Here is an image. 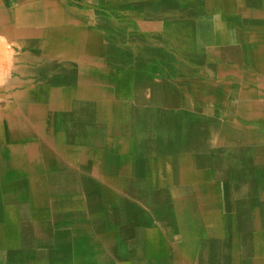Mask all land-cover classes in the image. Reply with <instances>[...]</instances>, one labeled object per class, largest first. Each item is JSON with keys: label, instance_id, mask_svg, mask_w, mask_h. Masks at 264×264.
<instances>
[{"label": "crops", "instance_id": "1", "mask_svg": "<svg viewBox=\"0 0 264 264\" xmlns=\"http://www.w3.org/2000/svg\"><path fill=\"white\" fill-rule=\"evenodd\" d=\"M0 264H264V0H0Z\"/></svg>", "mask_w": 264, "mask_h": 264}]
</instances>
